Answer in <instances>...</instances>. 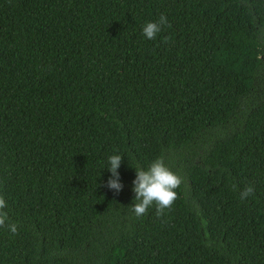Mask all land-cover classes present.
<instances>
[{"label":"trees","instance_id":"trees-1","mask_svg":"<svg viewBox=\"0 0 264 264\" xmlns=\"http://www.w3.org/2000/svg\"><path fill=\"white\" fill-rule=\"evenodd\" d=\"M0 196V264H264V0H0Z\"/></svg>","mask_w":264,"mask_h":264},{"label":"clouds","instance_id":"clouds-1","mask_svg":"<svg viewBox=\"0 0 264 264\" xmlns=\"http://www.w3.org/2000/svg\"><path fill=\"white\" fill-rule=\"evenodd\" d=\"M165 25L170 26L166 14H161L156 21L145 23L142 29V35L147 39H155L156 36L163 30ZM170 37H164V42H169ZM109 171L112 177L108 180V187L119 192L123 188V184L119 179L118 169L122 162V156L113 154L108 157ZM182 184V177L170 169L164 162L162 157L153 160L146 168H136V177L133 181L134 204L130 205V211L136 217H141L146 214L149 208L156 205L157 217H162L166 209H171L174 202L178 199L177 189ZM255 188L253 185H248L240 193L241 199H247L254 195ZM6 208V200L0 196V227H4L8 220L7 212L3 211ZM11 234L18 233V226L15 223L7 225Z\"/></svg>","mask_w":264,"mask_h":264}]
</instances>
